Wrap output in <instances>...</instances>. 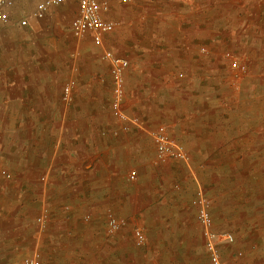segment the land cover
Segmentation results:
<instances>
[{
    "label": "crops",
    "instance_id": "crops-1",
    "mask_svg": "<svg viewBox=\"0 0 264 264\" xmlns=\"http://www.w3.org/2000/svg\"><path fill=\"white\" fill-rule=\"evenodd\" d=\"M41 1L2 5L9 21H0V178H19L21 192H38L60 220L36 236L26 220H10L16 193L0 189V264L40 242V264H122L119 247L102 229L95 234L99 222L79 214L113 208L144 220H191L199 162L248 160V137L236 140L240 151L219 146L232 144L235 130L213 101L217 0H108L101 14L116 26L100 41L73 33L78 1L37 17ZM105 50L129 61L119 104ZM160 125L185 147L192 173L184 160L157 161L151 132ZM235 166H225L223 205L236 228L232 251L241 263L264 264V184L234 188ZM210 196L221 220L217 195Z\"/></svg>",
    "mask_w": 264,
    "mask_h": 264
},
{
    "label": "rangeland",
    "instance_id": "rangeland-1",
    "mask_svg": "<svg viewBox=\"0 0 264 264\" xmlns=\"http://www.w3.org/2000/svg\"><path fill=\"white\" fill-rule=\"evenodd\" d=\"M215 19V66H211L214 68L211 74L215 76L213 101L217 109L226 112L224 120L235 130L232 133L233 143L230 144V141L225 142L221 139L219 146L223 152L230 147L240 151L241 145L236 140L248 137L249 157L248 160L236 162L223 160L199 162L202 178L199 182L196 176L193 181L195 187L200 186L199 190H202L209 201L213 229L234 236L231 231L236 228L230 226V221L224 220V189L225 185H228V178L225 175L226 164L237 165L233 167L234 188H240L244 184L253 186L264 184V176H255L261 171V165L264 166V0H217ZM201 51L208 53L205 48H201ZM231 56L245 65L243 72H239L232 65ZM258 155L263 157L258 159ZM184 162L188 164L189 173H192L193 162L190 161L189 155ZM241 164L245 167L244 170ZM21 183L19 178L12 175L0 178L1 190L11 194L16 193V196L11 199L15 208L10 210L9 218L10 220H26L27 227L31 231L34 230L36 236L38 233L42 235L49 221L60 220V216L52 215V205L48 200H45L44 204L39 203L41 199H37L38 192L32 191L33 189L21 192L19 185ZM30 186L36 188L33 182H30ZM14 190L16 192L13 193ZM213 193L217 195L216 201L221 220H216L213 216L214 199L210 196ZM1 198L0 201L4 202ZM66 209L71 213L75 211L69 206ZM122 211L113 208L104 209L100 212L101 214L88 211V213L82 212L76 218L87 224L93 220L94 223L99 222L100 228H94L95 234L98 233L101 236L102 229L104 234L112 240L111 243L114 242L115 247H119L120 256L124 258L120 260L122 264H137V262L139 264H210L209 253L205 247V229L198 222L197 216L195 218V212L191 220L155 221L144 220L143 216L125 215ZM42 215L45 216V220L39 221L38 218ZM111 217L117 220H110ZM138 230L144 235L143 241L138 238ZM234 242L235 237L232 242L223 240L219 243L222 264H244L239 262L243 255L232 251ZM111 243H109L110 246H114ZM41 251L40 242L32 253L18 256L12 264H20L23 258L34 252L39 255L40 264Z\"/></svg>",
    "mask_w": 264,
    "mask_h": 264
},
{
    "label": "built area",
    "instance_id": "built-area-1",
    "mask_svg": "<svg viewBox=\"0 0 264 264\" xmlns=\"http://www.w3.org/2000/svg\"><path fill=\"white\" fill-rule=\"evenodd\" d=\"M69 0H42L38 5V9L35 12L37 17H43L46 11L53 7L58 6ZM79 2L81 12L71 24L72 31L77 37H84L87 34H91L96 40L100 41L104 34L110 32L116 26V22L106 20L103 18L102 10H108V0H76ZM132 2L134 0H125ZM5 0H0V21L8 22L9 17L3 10V3ZM103 57L110 63V71L115 84L116 101L118 104L123 99V83L124 72L129 66V61L125 58L115 55L110 50H105ZM232 65L239 71L245 70V65L238 59L230 57ZM63 99L65 101L71 100V90L69 86L64 88ZM151 135L155 141L157 149V159L160 162H166L168 160H184L187 161L188 154L185 147L182 144L177 143L172 139L165 126L160 125L151 132ZM193 204L197 208L196 216L198 221L205 229V247L209 253L210 264H222L219 256V243L223 240L229 242L234 241V236L227 232H219L213 229V218L210 211V204L202 190H198L196 197L193 200ZM39 221L45 220V216L42 215L38 218ZM110 220H117L115 217H111ZM138 238L140 241L144 240V235L138 230ZM39 255L34 252L32 255H28L23 258L20 264H39Z\"/></svg>",
    "mask_w": 264,
    "mask_h": 264
}]
</instances>
